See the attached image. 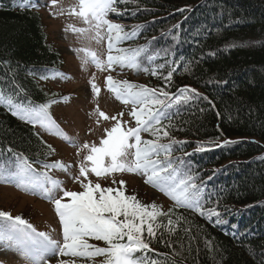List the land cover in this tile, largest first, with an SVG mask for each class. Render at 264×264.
<instances>
[{
    "label": "trees",
    "instance_id": "1",
    "mask_svg": "<svg viewBox=\"0 0 264 264\" xmlns=\"http://www.w3.org/2000/svg\"><path fill=\"white\" fill-rule=\"evenodd\" d=\"M31 1L0 0V89L15 103L53 105L59 93L41 77L60 71L63 57L49 44L42 13ZM117 8L116 23L137 34L115 46L147 45L149 53H159L151 61L141 54L139 70L123 68L141 78L133 85L164 88L173 97L164 120L170 136L182 142L172 145L173 159L198 178L204 209H216L222 220L174 208L151 187L161 199L152 196L150 204L173 211L157 218L162 227L150 242L153 251L136 256L157 264H264V0H126ZM186 87L199 95L177 103ZM17 154L38 173L50 165L51 147L37 127L0 104V168Z\"/></svg>",
    "mask_w": 264,
    "mask_h": 264
},
{
    "label": "snow or ice",
    "instance_id": "2",
    "mask_svg": "<svg viewBox=\"0 0 264 264\" xmlns=\"http://www.w3.org/2000/svg\"><path fill=\"white\" fill-rule=\"evenodd\" d=\"M125 2L78 0L68 12L89 25L88 28L69 26L74 33H91V38L97 43L107 40L106 60L95 52L81 49L86 51L91 63L100 71H111L117 65L139 70L141 54H146L149 61L159 55L158 52L149 53L147 45L135 49L115 46L137 34L135 29L131 33L125 32L119 23L108 18L110 13L116 17L121 16L117 5ZM57 3L58 0H50L52 7ZM59 14L63 15L64 10L61 9ZM143 70L149 71L148 68ZM151 74L156 75V71L153 70ZM171 77L170 71L165 79L170 81ZM90 83L92 93L98 97L101 89L95 83L94 76ZM105 83L116 100L123 105H131L128 115L134 121V126H128L129 122L123 121L124 112L110 116L97 106V126L101 119L113 123L104 128L98 143L93 141L79 145L63 133L52 119L48 111L50 103L32 105L28 101L27 106L15 103L11 95H6L0 89V104L7 105L12 115L34 127L39 124L50 134L60 136L71 147L78 149L77 156L84 154L78 164V174L70 177L73 183L80 185L82 191L66 190L47 172L38 173L22 154H17L14 161H6L0 168V177L5 182L15 183L17 187L31 191L32 194L39 192L42 198L50 201L62 228V238L53 239L48 233L37 231L21 217H12L8 212L0 211V220L6 222L0 227V245L14 249L29 264H50V258H56V264H77L78 258L91 264H157L154 260L149 262L145 257H137L136 253L153 251L150 242L156 238V230L162 227L157 218L169 216L173 210L169 209L165 213L162 206L146 204L136 195L126 194L124 186L127 182L117 180V173L140 175L145 184L173 201L174 208H184L209 219L215 216V223H222L219 211L214 208L204 209L203 190L197 183L198 178L182 167L184 162L180 158L173 159L172 145L182 143L170 136L167 129L172 127L171 124H164L168 118L166 109L172 106L173 97L164 88L154 89L127 81H116L112 75L106 77ZM179 92L180 95L175 98L177 103L181 99L188 101L194 98L189 95L195 93L194 89L186 87ZM68 99L64 97L65 101ZM143 133H148L152 138L143 139ZM165 138L170 142L161 143ZM197 150H203V146ZM8 151L12 152V149ZM43 167L68 172L72 165L56 161L50 165L44 164ZM92 176L97 178L96 181L91 179ZM110 178L111 184L102 187L99 181ZM57 190L62 191L63 195L57 197L54 194ZM172 224L173 221L168 219V225ZM91 240L99 243H90Z\"/></svg>",
    "mask_w": 264,
    "mask_h": 264
},
{
    "label": "rangeland",
    "instance_id": "3",
    "mask_svg": "<svg viewBox=\"0 0 264 264\" xmlns=\"http://www.w3.org/2000/svg\"><path fill=\"white\" fill-rule=\"evenodd\" d=\"M31 3L37 6L42 13L49 44L63 57L60 71L51 74L42 83L59 93V100L48 109L59 129L78 145L93 141L98 143L104 128L110 127L113 122L101 119L97 126L95 112L97 106L110 116L124 112L123 121L129 122L128 126H134V121L128 115L131 105L126 106L116 100L114 94L107 90L105 79L108 75H112L116 81H127L132 84L141 82V78L135 71H126L118 65L114 66L111 71H100L91 63V58L86 54V51H81V49H85L88 52H95L101 59L106 60L107 40L97 43L91 38V33L80 34L71 30L69 26L89 27L80 18L68 14L69 10L78 3V0H58L55 7L50 5V0H32ZM61 9L64 10L63 15L59 14ZM53 13L56 15L54 16ZM108 18L116 23L111 13ZM66 29L68 30L66 31ZM93 76L95 83L101 89L98 97L91 91L90 82ZM125 78L130 79L126 80ZM64 97L70 99L65 101ZM36 127L40 137L51 147L49 163L61 161L65 165H72L68 172L45 169L44 173L47 172L48 176L59 181L66 190L82 191L80 185L73 183L70 177L78 174V164L84 154L81 153L80 156H77V148L71 147L60 136L50 134L39 124H36ZM115 178L127 182L124 186L126 194L139 196L149 204V198L152 196L161 199L157 196L158 191L145 184L144 178L140 175L117 173ZM91 179L96 181L97 178L92 176ZM99 182L102 187H106L111 184V178ZM112 186L116 187V185ZM54 194L60 197L63 192L57 190ZM52 206L54 205L42 198L39 192L32 194L31 191H24L22 187H17L15 183H8L0 179V208H3L4 212L19 213L35 229L39 228L40 232L48 233L53 239H61L62 233H58L61 225L58 217L53 213ZM65 259L67 258L65 257ZM0 264H29V262L14 249H7L0 245ZM50 264H56V258H50ZM77 264H89V262L77 259Z\"/></svg>",
    "mask_w": 264,
    "mask_h": 264
}]
</instances>
